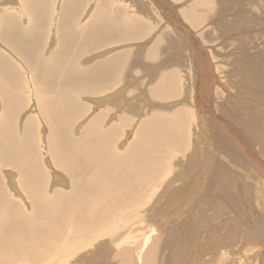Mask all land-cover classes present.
I'll return each instance as SVG.
<instances>
[{
	"label": "rangeland",
	"instance_id": "1",
	"mask_svg": "<svg viewBox=\"0 0 264 264\" xmlns=\"http://www.w3.org/2000/svg\"><path fill=\"white\" fill-rule=\"evenodd\" d=\"M73 57L82 85L96 70L105 90L83 95L76 118L52 123L40 107L49 108L47 61ZM60 71L52 80L64 81ZM65 107L63 118L73 113ZM154 114L176 127L152 146L136 134ZM63 122L61 142L80 164L103 161L101 191L80 187L86 213L74 217L81 200L52 138ZM95 126L111 156L90 146L80 156L68 144ZM0 129L19 154L0 148V193L10 202L0 207V264H264V0H0ZM172 131L176 151L165 145ZM56 190L67 194L57 204ZM107 220L103 238L100 229L74 233ZM28 224L37 230L20 233Z\"/></svg>",
	"mask_w": 264,
	"mask_h": 264
},
{
	"label": "bare ground",
	"instance_id": "2",
	"mask_svg": "<svg viewBox=\"0 0 264 264\" xmlns=\"http://www.w3.org/2000/svg\"><path fill=\"white\" fill-rule=\"evenodd\" d=\"M11 26V25H10ZM142 27V26H141ZM145 27V26H144ZM142 31V30H141ZM138 35V34H137ZM162 39V38H161ZM161 41V40H160ZM158 42V41H157ZM163 44V43H162ZM164 47V46H163ZM151 53V52H150ZM149 53V54H150ZM75 57V56H74ZM74 57L73 58H71L70 59V61H65L63 64H62V62L61 63H58V60L57 59H51L50 61H47L48 63H52V64H54V66H53V72H52V70H50L49 71V74L47 75V80H48V90H47V92L44 94V95H46L45 96V98L47 97V98H49V104H48V106H49V108L47 109V110H45L46 108L43 106V105H41L40 107H41V110L44 112V114H43V116H45V117H43V118H47V117H49V115H50V120L52 121V119H53V122L52 123H55V122H57V121H64L65 122V120H69L70 119V121L72 120V118L74 119V117L76 118V116H79L80 114L79 113H81L82 112V109H83V106L81 105V103H80V99L82 98V96L83 95H86V94H95V93H97L98 91H103V90H105V85H106V83L105 84H102V87H100V86H98L97 84H96V81H95V76H94V74H93V71H96V70H91V71H89V73H88V77H86V83H87V85L86 86H89L87 89H86V86H84V84L82 85V83H84L85 81V79L83 80L82 78H80V77H82V76H80L81 74V72H80V70H81V68H80V63H78L75 59H74ZM60 58V57H59ZM76 58V57H75ZM147 60V59H146ZM196 63V62H195ZM114 68V65L112 64H110L109 63V66L108 67H106L107 69H111V68ZM59 69H61V71H60V74H62V72L65 70V76H64V81H60V82H58L56 79H53L52 80V75H53V73H55V74H57L58 73V70ZM117 72V71H116ZM128 72V71H127ZM119 73H122V71H120ZM63 75V74H62ZM159 75V74H158ZM161 75V74H160ZM54 76V75H53ZM57 76H59V74L57 75ZM154 76V75H153ZM85 77V76H84ZM166 77V76H165ZM110 78V77H109ZM161 78H164V77H161ZM166 78H168V77H166ZM82 79V80H81ZM112 79H114V78H112ZM60 80V79H59ZM154 80V79H153ZM157 80V79H156ZM66 81H68L69 83H67ZM170 81V80H169ZM162 82V81H161ZM165 83V82H164ZM115 84V83H114ZM167 84V83H166ZM61 86V88H57V87H60ZM169 86V85H168ZM99 87V89H97ZM154 87V86H153ZM165 88V87H164ZM172 89V88H171ZM171 89H169V87H167L166 89H162L161 88V91L160 92H162V90H164V92L165 91H168V90H171ZM90 90H91V92H90ZM205 91V90H204ZM88 92V93H87ZM199 92V91H198ZM174 93H175V91H174ZM152 95V94H151ZM158 96V98H159V100L160 99H173V95H171V94H158L157 95ZM37 96H35V98H36ZM65 99V100H64ZM201 100V99H200ZM168 101V100H167ZM62 102V104H60ZM63 102H66V105L63 103ZM205 102V101H204ZM72 105V106H71ZM206 105V104H205ZM65 106H70V107H72L73 108V115L71 114V115H68V116H65L64 118L62 117L63 115H61V113H60V109H57V107H61V109H63V108H66ZM204 107V106H203ZM44 108V109H43ZM186 108V107H185ZM176 109V108H175ZM5 110V109H4ZM40 110V109H39ZM41 110H40V114H41ZM45 110V111H44ZM48 110H49V115L48 114H46L47 112H48ZM2 112V111H1ZM154 112V111H153ZM182 113V112H181ZM64 114V113H63ZM161 114V113H160ZM164 114V113H163ZM42 115V114H41ZM148 115H149V113H148ZM184 115V114H183ZM182 115V116H183ZM165 116V115H164ZM41 117V116H40ZM172 117V116H171ZM175 117V116H174ZM170 118V117H169ZM49 119V118H48ZM96 119V118H95ZM184 119V118H183ZM45 120V119H44ZM99 120V119H98ZM171 120H173V119H171ZM50 121V122H51ZM64 122H63V126L61 125L60 127H58V126H56L57 124H53L55 127H54V130H52V131H50V132H52L53 133V135H52V138L54 137H56L55 136V133H57L56 135L59 137L60 136V139L59 140H56L57 142H58V144H55L54 145V148H56V149H58V155H59V157H60V166H62V168H64V169H69V168H72L71 170H72V172L70 173V171L68 170V172L72 175H70V182H69V184H68V186H70L71 187V189H72V196L74 195H76L77 194V196L79 195V200H81L80 202H78V206L76 205V207H74V208H71V211L69 210L68 211V213H69V215H71V214H73L72 215V217H74V215H81V214H85L86 213V211H84L85 210V208L83 209V208H80V207H82V206H84L87 202H86V200H84V199H80V197H81V195H80V193H79V191H80V187H83V188H85L86 190L88 189V192H93V193H95V194H98V192H99V190L101 191V189H98V188H100V186H102L101 185V181H98V177H99V175H98V173H100L101 171L100 170H98V168H99V166H100V164H103V161H98V160H101L102 159V157H101V155L100 156H97V155H95V156H93V159H92V161H89V162H92L91 164H87V163H82V164H80L81 163V161L83 160L82 158H80V160H78L77 158L75 159V156H77V155H75L74 156V154H73V151H74V149L72 148V147H74V148H76V152L78 153V154H80V156H82V155H85V154H87V153H89V151H88V149H89V146L90 147H92V148H98L97 150H98V153H99V149H100V152H101V150L102 151H106V148L104 147V146H102V148L101 147H99V145L98 144H96V137H97V135L99 134V132L97 131V128H96V126H95V128L94 129H91V130H89V133H87L86 135H83L82 137H80L79 139L77 138L76 140H77V142H74V140L71 142L70 140L68 141V144H70V146H71V148L73 149V151L72 150H69L68 149V147H67V149H65V145H67V144H65V145H63V142H61V139L63 138H67L66 137V131H67V129H68V126H66L65 124H64ZM94 124H95V121L93 122ZM147 127H146V129L145 128H143L142 130H138L137 131V134H136V139L138 140L141 136H143V135H145V134H147V135H149L151 138H150V140L152 141V140H154V141H152V146L155 144L154 142H158V140H156V138L158 139L159 138V140L161 141V139H165L164 138V133L166 134L167 132L166 131H168V129H170L169 128V126L170 127H172L173 128V130H174V127H176L175 126V124H174V121L172 122V124H170V123H164V120H163V117L161 116V115H158L157 114V116H156V114H154L150 119H149V122L147 121ZM145 126V123L143 122L142 123V126ZM169 125V126H168ZM165 127H167V128H165ZM142 128V127H141ZM183 128V127H182ZM145 129V130H144ZM175 130H176V128H175ZM14 131V130H13ZM58 131V132H57ZM165 131V132H164ZM182 131V130H181ZM184 132H185V130H183ZM182 131V132H183ZM173 132V133H172ZM169 135H171V139H169L168 141H167V143H169V144H165L166 146H168V147H170V149L173 151V150H177V149H179L177 146H175V144H174V141H173V139L176 137V134H179V132H177V131H175V133H174V131H172ZM181 132V133H182ZM183 132V133H184ZM73 133V132H72ZM75 133V132H74ZM77 134H78V132H76ZM173 134H175V135H173ZM9 135V132H7V130L6 131H1V129H0V148L1 149H3V145L5 146V151H6V153H10V152H12L14 155H19L18 154V150H17V142H16V139H13V141H12V139L11 138H13V136H8ZM77 136H79V134L77 135ZM76 136V137H77ZM81 136V135H80ZM51 136H47V138L49 139ZM104 137V136H103ZM166 137H168V136H166ZM182 137V136H181ZM15 138V137H14ZM57 138V137H56ZM71 138V137H70ZM235 138V137H234ZM9 139H11V142L9 143V144H7V142L9 141ZM58 139V138H57ZM98 139V138H97ZM104 140V139H103ZM177 140V139H176ZM183 140V139H182ZM54 141H55V139H54ZM91 141V143H89ZM159 141V142H160ZM49 142V141H48ZM47 142V140H46V143L48 144L47 145V149H48V151H50V153H51V145H49V143ZM164 142V141H163ZM11 144V146H8V145H10ZM50 146V147H49ZM133 146V145H132ZM10 148V150H8ZM53 148V147H52ZM116 149V148H115ZM23 150V149H22ZM131 149H130V147H128L127 149H126V151H130ZM55 151V150H54ZM88 151V152H87ZM104 151V153H107V151L105 152ZM75 152V153H76ZM95 152H97V151H93V153L92 152H90V154H93L94 155V153ZM109 152V151H108ZM3 153H5V152H3ZM102 153V152H101ZM103 153V154H104ZM165 153V152H164ZM108 155H110L111 156V154H110V152L109 153H107ZM106 154V155H107ZM173 154V153H172ZM3 155V154H2ZM105 155V154H104ZM126 155V154H125ZM166 155V154H165ZM4 156V155H3ZM88 156V155H87ZM1 157V156H0ZM101 158V159H100ZM165 158H167V157H165ZM4 159H5V157H4ZM3 159V160H4ZM2 160V161H3ZM85 160V159H84ZM18 161V160H17ZM58 161V160H57ZM105 161V160H104ZM6 162V161H5ZM11 162V161H10ZM73 162H75L74 164H73ZM105 163V162H104ZM80 164V165H79ZM59 165V164H58ZM27 166V165H26ZM25 166V167H26ZM24 167V168H25ZM136 167V166H135ZM21 169V168H20ZM105 169V168H104ZM28 170V169H27ZM133 170V169H132ZM80 174H82L83 175V178H85V185H83V186H80L77 182H78V178H77V176L78 175H80ZM86 176H87V179H86ZM106 180V179H105ZM112 187L110 186V185H108V188L107 189H111ZM44 189V188H43ZM79 190V191H78ZM103 190V189H102ZM104 190H106V188L104 189ZM33 191V190H32ZM41 191H42V189H41ZM51 192V191H50ZM53 192V191H52ZM110 193H111V191H109ZM108 192V194H110ZM39 194V193H38ZM107 194V195H108ZM43 195V194H42ZM41 196V195H40ZM48 196V195H47ZM0 197H1V199H2V203H1V205H0V207H1V209H5V208H7V205H8V203H10V202H8V200H7V198H6V195L5 194H2V193H0ZM44 197H45V195H44ZM53 197H54V201H55V203H56V200H59V199H61L62 197H66L67 198V194H61L60 192H59V190H56V191H54V193H53ZM88 197H90V195H88ZM105 197V196H104ZM107 197V196H106ZM46 198V197H45ZM51 198V197H50ZM93 199L94 198H96V197H92ZM92 198H91V200H92ZM47 199H49V197H47ZM70 199V198H69ZM28 200V199H27ZM66 200V199H65ZM68 200V199H67ZM86 202V203H84V201ZM51 201H52V198H51ZM69 201V200H68ZM92 201H94V200H92ZM43 202V201H42ZM47 202V201H46ZM44 203V202H43ZM60 203V202H59ZM48 204V203H47ZM57 204V203H56ZM72 204V203H71ZM12 206H11V210H13V211H16V213L18 212L19 213V208H17V206L15 205V204H11ZM88 205V204H87ZM31 206V205H30ZM57 206V205H56ZM61 206V205H60ZM66 206V205H65ZM69 206V205H68ZM71 206V205H70ZM59 207V206H58ZM10 209V208H9ZM42 209H43V207H42ZM59 209V208H58ZM5 210H7V209H5ZM4 210V211H5ZM41 210V209H40ZM62 210V209H61ZM66 210V209H65ZM2 211V213H3V210H1ZM6 212H8V211H6ZM11 212V211H10ZM15 213V214H16ZM44 213H45V210H44ZM67 213V212H66ZM15 214H13V216L15 215ZM27 214V213H26ZM61 215H62V213H61ZM76 215V216H77ZM5 216V215H4ZM4 216H3V218H1V216H0V225L1 224H4L5 225V223H6V219L4 218ZM49 216V215H48ZM58 216V215H57ZM75 216V217H76ZM119 216L120 215H118V218H119ZM125 216V215H124ZM123 216V217H124ZM24 217H26V216H24ZM29 218V217H28ZM41 218V217H40ZM64 218V217H63ZM65 218H67V217H65ZM70 218V216H68V218L67 219H69ZM116 218H117V216H116ZM122 218V217H121ZM30 219V218H29ZM49 219V218H48ZM66 219V220H67ZM17 220V219H16ZM40 220V219H39ZM54 220V219H53ZM8 221V220H7ZM27 221V220H26ZM46 221H47V219H46ZM61 221V220H60ZM108 221V220H107ZM117 221V220H116ZM15 222V221H14ZM41 222H43V220L41 221ZM104 222V221H103ZM18 223V222H17ZM73 223V222H72ZM109 221L108 222H104V223H102V224H100V225H97V226H95V228H90L89 230H84L83 228H82V231H78V230H75L74 231V233L76 234V235H79L80 237H89V236H92V235H94L95 233H96V230H99V232H100V234L102 235V238H103V236H104V232H107V233H109V232H111L110 230L109 231H107L106 230V228H105V226L106 227H108V226H110L109 224ZM27 224V223H26ZM54 224V223H53ZM108 224V225H107ZM111 224V223H110ZM38 225V224H37ZM40 226V225H39ZM38 226V227H39ZM49 226V225H48ZM124 226V225H123ZM15 227V226H14ZM20 227V230H21V232L20 233H23V230L25 231L26 229L28 230H31V231H33V230H37V228H35V225H26V226H24V225H22V226H19ZM4 228V227H3ZM68 228H70V227H68ZM105 228V230L104 231H102V229H104ZM14 229V228H13ZM72 229V228H71ZM96 229V230H95ZM62 230V229H61ZM91 230H93L92 232H90ZM7 231V230H6ZM10 231V230H9ZM14 231V230H13ZM30 231V232H31ZM49 231V230H48ZM70 231V230H69ZM58 232H60V230L58 231ZM63 232V231H62ZM5 233V232H4ZM7 233V232H6ZM35 233V232H34ZM55 233V232H54ZM114 233V232H113ZM33 234V233H32ZM36 234V233H35ZM62 234H64V233H62ZM71 234H72V232H71ZM90 234H92V235H90ZM106 234V233H105ZM112 234V233H111ZM15 235V234H14ZM60 235V234H59ZM75 235V236H76ZM99 235V234H98ZM98 235H96V236H98ZM109 235V234H108ZM107 235V236H108ZM8 236V235H7ZM12 236V235H11ZM16 236V235H15ZM72 236V235H71ZM74 236V237H75ZM106 236V235H105ZM6 237V236H5ZM17 237V236H16ZM36 237V236H35ZM93 237H95V235L93 236ZM18 238V237H17ZM37 238V237H36ZM57 238V237H56ZM73 238V237H72ZM55 239V238H54ZM80 239V238H79ZM67 240V239H66ZM69 240V239H68ZM75 240H77V239H75ZM3 241V240H2ZM18 241V240H17ZM65 241V240H64ZM73 241V240H72ZM68 242V241H67ZM4 243V242H3ZM18 243V242H17ZM74 243V242H73ZM6 244V243H5ZM11 244H13V243H11ZM63 244H67L66 242L65 243H63ZM90 243H86L85 245H89ZM7 245V244H6ZM20 245H24V243L22 244H20ZM70 245V244H69ZM15 246V245H14ZM28 246V245H27ZM60 246H62V245H60L59 244V249H60V251L58 252L59 254H60V256H61V253H63L64 251H66L67 250V248H65V246L64 247H60ZM7 247V246H6ZM17 247H19V246H17ZM25 247V246H24ZM29 247V246H28ZM69 247V246H68ZM99 247V246H98ZM154 247V246H153ZM5 248V247H4ZM8 248V247H7ZM7 248H5V249H7ZM72 249H73V246L71 247ZM27 249V248H26ZM58 249V250H59ZM82 249V248H81ZM97 249H100V248H97ZM136 249V248H135ZM13 250V249H12ZM22 251H24L25 252V249H21ZM20 250V251H21ZM32 250H34V249H32ZM57 250V249H56ZM57 250V251H58ZM74 250V249H73ZM27 251H29V250H27ZM26 251V252H27ZM31 251V250H30ZM69 251H70V249H69ZM72 251V250H71ZM150 251V250H149ZM135 252V251H134ZM4 253V252H3ZM6 253V252H5ZM53 253H56L55 251L53 252ZM65 253V252H64ZM149 253V252H148ZM59 254H57V255H59ZM104 254V253H103ZM1 255V254H0ZM3 255V254H2ZM24 255V254H23ZM66 255V254H65ZM6 256V255H5ZM52 256H55V254H53ZM103 256H105V255H103ZM129 256V255H128ZM131 256V255H130ZM137 257V256H136ZM138 257H141V256H138ZM29 258V257H28ZM59 258V257H58ZM57 258V259H58ZM105 258V257H104ZM146 258V257H145ZM14 259H16V258H14ZM49 259H50V257H49ZM48 259V260H49ZM51 259H54V258H51ZM50 259V260H51ZM12 261H13V258L11 259ZM132 260H133V258H132ZM4 261V260H3ZM7 261V260H6ZM18 261V260H17ZM39 260H37V262H38ZM46 261H47V259H46ZM51 261H54V260H51ZM13 262H15L16 264L19 262H16V260H14ZM44 262V261H43ZM41 263V264H45V263ZM104 262V261H103ZM12 263V262H11ZM14 264V263H13ZM47 264H49V263H47ZM51 264V263H50ZM105 264V263H104ZM107 264V263H106Z\"/></svg>",
	"mask_w": 264,
	"mask_h": 264
}]
</instances>
